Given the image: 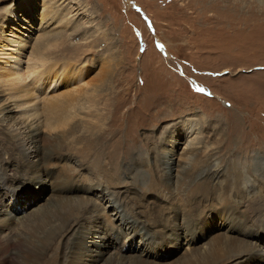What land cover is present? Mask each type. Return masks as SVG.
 Segmentation results:
<instances>
[{
	"label": "rangeland",
	"instance_id": "rangeland-1",
	"mask_svg": "<svg viewBox=\"0 0 264 264\" xmlns=\"http://www.w3.org/2000/svg\"><path fill=\"white\" fill-rule=\"evenodd\" d=\"M22 1L0 0V23L5 8L18 7ZM25 1H31V6H19L17 16L0 30V93L11 97V103L34 107L32 112L37 111L42 121L38 125L41 134L51 137L57 132L45 125L47 107L60 100L62 108L64 98L80 92L87 91L84 95L91 97L99 94L100 88L92 84L103 77L105 66V73H112V91L103 90L100 98L106 102L116 94L121 102L113 105L111 100V111L106 113L96 97L97 103L86 102L68 119L69 123L73 119L86 121L92 135L77 143L69 138L58 158H51L50 164L42 167L40 178L50 189L46 184L37 191V180L21 182L12 190L0 188V228L7 227L0 236L14 232L23 242L39 244L35 263L30 259L26 264H70L77 257L78 264H222L224 257H233L234 250L245 244L252 245L244 253L246 258L242 262L233 259L229 264H264V256L260 259L252 253L264 250V0ZM44 35L58 37L44 49L46 67L33 50ZM16 43L25 45L20 50ZM52 60L56 66L48 67ZM76 64L82 69H74ZM34 65L36 69L29 72ZM78 73L80 78H76ZM37 76L41 78L38 89L34 83ZM4 86L8 88L4 90ZM53 117L60 118L56 112ZM109 119L110 123L116 120L123 130L133 124L136 127L135 142L129 147L121 145L111 166L112 158L99 153L103 144L95 140ZM4 122L0 121V166H5L2 176L16 172L15 167L30 168L18 159L13 139L7 136L10 123ZM188 126L192 129L186 130ZM67 127L58 125L56 130ZM104 135H109L107 127ZM120 135L116 133L113 141L120 143ZM57 136L62 138L63 134L58 132ZM189 143L203 150L202 156L190 164L182 179L164 183L159 159L168 154L174 166L188 163L185 151ZM206 165L220 171L216 173L218 183L205 185L196 175ZM110 193L118 199L116 205L104 199ZM14 195L19 209L9 206ZM67 201L75 207L74 220L59 238L53 227ZM6 212L26 220L17 225ZM112 213L116 214L114 223L121 224V232L108 229ZM128 215L136 221L133 227L126 223ZM179 223L185 228H179ZM44 230L50 236L46 245L36 238ZM73 234L86 236L83 252L72 243ZM98 234L103 235L105 251L119 247L110 260L94 262L88 255L95 251ZM1 241L0 264H12L9 257H1L5 252ZM218 251L223 256L216 260Z\"/></svg>",
	"mask_w": 264,
	"mask_h": 264
},
{
	"label": "bare ground",
	"instance_id": "bare-ground-1",
	"mask_svg": "<svg viewBox=\"0 0 264 264\" xmlns=\"http://www.w3.org/2000/svg\"><path fill=\"white\" fill-rule=\"evenodd\" d=\"M51 1V0H50ZM19 2V1H18ZM31 2V1H30ZM28 3L26 2L25 0H23L21 2V4L19 3L18 7L19 6H22L23 4L25 5H30L32 3ZM50 3V2H49ZM15 5V4H14ZM12 6L10 8H5L4 10V14H3V17H2V20H1V23H0V30H4L6 28V24L7 22H10L15 16H17V6ZM44 5V4H43ZM4 7V6H3ZM3 9V8H2ZM52 9V8H51ZM56 10V9H55ZM57 11V10H56ZM50 12V11H49ZM50 14V13H49ZM46 15V14H44ZM53 15V13H52ZM51 16V15H50ZM45 18V17H44ZM48 18V17H47ZM51 18V17H50ZM53 18V17H52ZM26 19V18H25ZM69 20V19H68ZM45 21V20H44ZM50 21V20H49ZM62 21V20H61ZM52 22V21H51ZM52 23H55V22H52ZM65 23V22H64ZM66 24H68L66 22ZM61 25V24H60ZM63 25V24H62ZM54 26V25H53ZM47 27V25L45 26ZM64 27V26H63ZM50 28V27H49ZM41 29V28H40ZM51 29V28H50ZM38 30V28H37ZM40 31V30H39ZM45 31V30H44ZM3 32V31H1ZM50 32V31H48ZM55 33V32H54ZM60 33V31H59ZM53 34V33H52ZM2 35V34H1ZM59 35V34H58ZM40 36V34H39ZM53 36V35H52ZM58 37L54 36V37H50V36H45L42 38L43 40H40V43L39 45H35L36 47L33 49L35 53H37L36 56L39 55V59H41V62L42 63H46L48 62V59L45 57V56H42V54H44V49L46 48L47 44H49L48 42L51 40V39H57ZM9 40V39H8ZM17 40V39H16ZM22 40V39H21ZM24 40V39H23ZM12 41V40H11ZM25 41V40H24ZM19 42V41H18ZM21 42V41H20ZM28 42V41H27ZM25 43V42H24ZM24 43L22 44H17L19 45V49L21 50L23 47H24ZM22 45V46H21ZM49 46V45H48ZM15 50V49H14ZM32 51V50H31ZM2 52V51H1ZM33 54V53H32ZM2 55V54H1ZM0 55V56H1ZM17 56V55H16ZM34 56V54H33ZM15 59V58H13ZM12 59V60H13ZM32 59V58H30ZM2 60V59H1ZM54 60H52V62L49 63L48 67H55L56 66V63L53 62ZM4 62V61H3ZM15 62V61H14ZM13 63V62H12ZM41 63V64H42ZM9 65V64H8ZM11 65V63H10ZM9 65V66H10ZM7 66V65H6ZM20 67V66H18ZM28 67V66H27ZM45 67H46V64H45ZM9 68V67H8ZM15 68V67H13ZM31 68V67H30ZM29 68V69H30ZM66 68V67H65ZM64 68V69H65ZM69 68V67H68ZM73 68L78 70V69H82V66H79L76 64L75 66L73 65ZM27 69V70H29ZM33 70L29 71V72H33L34 69H36V66L34 65V68H31ZM70 69V68H69ZM108 69V66H105L104 69H103V77L101 79L98 80V83L97 84H92L94 85L95 87H99L100 90H99V94L97 95H94V96H89V95H84V94H87L86 92L84 93H79L77 95H74V96H71L67 99L64 98V100L62 101V108H60V100H58L56 102L55 100V103L52 102L53 104H51L50 106L47 107L46 109V112H47V119H46V122H45V125L48 126L51 130H54L55 132H59L61 134H63L62 138L58 137L57 136V133H54V135H52L51 137V134L49 135H45V134H41V131L39 129V124H41L42 121H40L39 117L38 116V113L37 111L35 112H32V110L34 109V107H30L28 108V105H17L15 103H11L9 98L11 97H8L7 95H4V94H1L0 93V121H5L4 123H6V121H8L10 123V131L7 133V136L11 139H13V146L16 147V153H17V157L18 159L25 163V165H29L30 168L26 169V167H15V171L18 173L20 170H22V172L17 175L16 172H14L13 174H7V175H4L2 176V173L1 171L4 170L5 166H3L4 164H2V166H0V188H4L6 190H12L14 188V186L20 184L21 182H27V180H29V184L31 182H34L35 180H37V184L35 186V189L37 191H41L43 186H45L46 184L48 185V188L50 189V186L48 184V182L45 180V179H42L40 178L41 176V172H42V167H46L50 164V161L53 159V158H58V156L60 155V152L61 149H62V144L67 141L69 138H71L72 142L74 143H77L79 140H84V139H88L89 136L92 135V133L90 132V126H88V124L86 123V121H82V120H77V119H73L70 123L68 122V119L69 118H72V115L74 113H77V108L79 106H82V107H85V103L86 102H90L92 101V103H97L96 101V97L97 99L99 100V102L102 104V110L106 111V113H110L111 109H108L109 106L111 105V100H114V103L113 105L117 102V103H120V98L117 99V95L114 94L113 98L112 99H107L108 101L106 102H103L102 99L100 98V96H102L101 92H103V90H107V92L109 91H112V89H109V84H110V80H109V77L110 75L112 74L111 72H108V73H105V70ZM5 71H7V68L4 69ZM9 70V69H8ZM11 70V69H10ZM20 71V70H19ZM71 71V70H70ZM10 73V71H8ZM18 72V71H17ZM73 72V71H72ZM8 73V74H9ZM15 73V72H14ZM3 74V73H2ZM12 74V73H11ZM17 74V73H15ZM23 74V73H22ZM21 74V75H22ZM26 74V73H25ZM3 76V75H2ZM16 76V75H15ZM20 76V75H19ZM81 74H77L76 75V78H80ZM4 77V76H3ZM21 77V76H20ZM26 76H22V80L25 79ZM15 79V78H14ZM40 76H37L35 77L34 79V83H35V88L38 89L39 88V83H40ZM54 79V78H52ZM3 80V79H2ZM7 80V79H6ZM11 80V78H10ZM9 80V82H10ZM20 80V79H19ZM1 81V80H0ZM4 81V80H3ZM18 81V80H17ZM53 81V80H52ZM6 84V83H5ZM16 85V83H14ZM21 84V83H20ZM88 84V83H87ZM28 84H26L27 86ZM9 86V85H7ZM14 86V85H13ZM18 86V85H17ZM4 90H6L8 87H5L4 86ZM17 89V88H16ZM1 90V89H0ZM23 90V89H22ZM82 90V89H81ZM8 91V90H7ZM4 92V91H3ZM26 92V91H25ZM9 93V92H8ZM12 93V92H11ZM22 93V91H21ZM27 94V93H26ZM29 94V93H28ZM24 95V94H23ZM69 95V94H68ZM81 95V96H79ZM107 95V94H106ZM105 95V96H106ZM112 95V94H111ZM55 96V95H54ZM16 97V96H15ZM31 97V96H30ZM68 97V96H67ZM108 97V96H107ZM121 97V96H120ZM124 98V97H123ZM127 98V97H126ZM125 98V99H126ZM25 99V98H24ZM22 99V100H24ZM27 100V99H26ZM50 100V99H49ZM53 100V99H52ZM130 100V99H129ZM128 101V100H127ZM26 102V101H25ZM48 102V101H47ZM133 102V101H132ZM18 103V102H17ZM29 104V103H28ZM33 104V103H32ZM131 104V103H130ZM137 105V103H136ZM19 107V108H18ZM44 107V106H43ZM113 107V106H112ZM132 107V106H131ZM126 108V106H125ZM127 109V108H126ZM116 110V109H115ZM113 110V111H115ZM117 111V110H116ZM54 112L58 113L59 117L57 120L54 119L53 117V114ZM112 113V112H111ZM45 114V113H44ZM117 114V113H116ZM66 116H68V118H66ZM63 117V118H61ZM75 117V115L73 116ZM121 120V119H120ZM112 121V119H109V121L101 126L98 130V136H95V140L97 141H101L102 142V146H99V149H100V152L101 154L103 155H107V159H111L109 164L110 166L112 165V162L113 160H116V157L118 155V150H120V147L121 145H123L124 143V146L125 147H129L130 145H132L135 140L133 138V134H135V125L133 124V127L132 128H125L124 130L122 129V126H120L119 124L116 123V120L114 123H110ZM194 121V120H193ZM110 123V124H109ZM59 125V128H61V126L64 125H68L67 129L66 130H56L57 126ZM8 126V125H7ZM107 127V133L109 134L108 136H105L104 135V131L106 130V127ZM5 128V127H4ZM191 127L188 126L186 128L187 129H190ZM222 128V127H221ZM192 129V128H191ZM194 129V127H193ZM6 130V129H5ZM53 133V132H51ZM116 133H120V143H117L113 141V138L115 136ZM151 138V137H150ZM6 139V138H5ZM8 141V140H7ZM73 143V144H74ZM10 144V143H9ZM89 144V143H88ZM147 144V143H146ZM191 145V143H189ZM1 145V144H0ZM194 145V143H193ZM3 146V145H2ZM86 147V146H85ZM83 147V148H85ZM87 148V147H86ZM85 148V149H86ZM138 148V147H137ZM81 149V148H80ZM12 150V149H11ZM75 150V149H74ZM79 150V149H78ZM82 150V149H81ZM139 150V149H138ZM5 151V150H4ZM14 151V149H13ZM72 151V150H71ZM87 151V150H86ZM134 151V150H133ZM142 151V150H141ZM168 151V150H167ZM202 151L203 150H198V147H194V146H189V148L185 151L186 153V158L189 159V162L188 163H175V166H174V162L173 160L168 156L163 154V157L160 160V169L162 170V181L164 183H168V182H172L174 181L175 179H179L184 173L186 174L189 170H190V164H192L193 161H198L200 157L198 156H202ZM74 152V151H72ZM68 153V152H67ZM86 153V152H85ZM167 153V152H166ZM169 153V152H168ZM8 154V153H7ZM72 154V153H71ZM79 155V154H78ZM83 156L84 153L82 154ZM161 157V156H160ZM52 158V159H51ZM61 158V157H60ZM69 158V157H68ZM72 158V157H71ZM81 158H84V157H81ZM96 158V157H95ZM11 159V158H10ZM66 159V158H65ZM87 159V158H86ZM58 160V159H57ZM56 160V161H57ZM61 160V159H60ZM78 160V159H77ZM95 160V159H93ZM64 161V160H63ZM96 161V160H95ZM155 161V160H154ZM201 162V160H200ZM204 162V161H203ZM30 163V164H29ZM80 163V162H79ZM84 163V162H83ZM22 164V163H21ZM20 164V165H21ZM70 164V163H69ZM72 164V163H71ZM98 164V163H97ZM157 164V163H156ZM158 164H159V161H158ZM68 165V164H67ZM87 165V164H86ZM155 165V164H154ZM212 165V164H211ZM61 166V165H60ZM77 166V165H76ZM101 166V165H100ZM115 166V165H114ZM113 166V167H114ZM207 167H205V169L203 171H201L200 173L196 174L202 183H204L205 185H212V184H215V183H218L219 182V178L218 176H216V173H219L220 171H217L216 170V166H209V165H206ZM65 167V165H64ZM80 167V166H79ZM84 167V166H82ZM150 167V166H149ZM156 167V166H155ZM158 167V166H157ZM8 168V167H7ZM153 168V167H152ZM197 168V167H196ZM30 169V170H29ZM156 169V168H155ZM82 170V169H81ZM87 170V169H86ZM85 170V171H86ZM107 170V169H106ZM198 170V169H197ZM54 171V170H53ZM95 171V170H94ZM112 171V169L110 170ZM116 171V170H115ZM193 171V170H191ZM77 172H79V169H77ZM92 172V171H91ZM104 172V171H103ZM74 173V172H73ZM71 173V174H73ZM31 174V176L29 175ZM66 174V173H65ZM68 174V172H67ZM101 174V173H100ZM105 174V173H104ZM154 174V173H153ZM69 175V174H68ZM81 174L79 173V176ZM91 175V174H90ZM102 175V174H101ZM54 176V175H53ZM70 176V175H69ZM56 177V176H55ZM94 177V176H93ZM154 177V176H153ZM44 178V177H43ZM80 178V177H78ZM86 178V177H85ZM90 178V177H89ZM112 178V177H111ZM61 179V178H60ZM182 179V178H180ZM67 180V179H66ZM79 181V179H77ZM100 180V179H98ZM154 180V179H153ZM160 180V179H159ZM194 180V179H193ZM65 181V180H64ZM115 181V180H114ZM89 182V181H88ZM196 182V180H195ZM194 182V183H195ZM80 183V182H79ZM97 183V182H96ZM154 183V182H153ZM58 184V183H57ZM64 184V183H63ZM66 184V183H65ZM74 184V183H73ZM72 184V185H73ZM77 184V182H76ZM90 184V183H89ZM92 184V183H91ZM187 184V181L186 183ZM197 184V183H196ZM21 185V184H20ZM23 185V184H22ZM71 185V183H70ZM160 185V184H159ZM67 186V185H66ZM82 186V185H81ZM195 186V185H194ZM200 186V185H199ZM25 187V186H24ZM100 187V186H99ZM61 188H63L61 186ZM92 188V186H91ZM170 188V187H169ZM17 189V188H16ZM26 190V188H25ZM58 190V189H57ZM170 191V190H168ZM55 194H56V191H54ZM53 192V193H54ZM174 192V191H173ZM54 194V195H55ZM61 194V193H60ZM169 194V193H167ZM171 194V193H170ZM176 194V193H175ZM4 195V193H3ZM54 195H52L54 197ZM58 195V194H57ZM110 196L107 198H104L106 199L108 202H111L113 203V205H116L117 203V200L112 197L111 193L109 194ZM173 195V194H172ZM51 196V195H50ZM59 196V195H58ZM57 196V197H58ZM64 197V195H62ZM257 196V195H256ZM69 197V196H68ZM71 197V196H70ZM76 197V196H75ZM89 197V196H88ZM192 197V196H191ZM256 198V197H255ZM66 199V198H65ZM76 199V198H74ZM84 199V198H83ZM89 199V198H88ZM78 200V199H77ZM227 200V199H226ZM230 200V199H229ZM79 201V200H78ZM261 202V200H259ZM4 202V201H3ZM69 204H67V207L64 208V211L62 212V214L57 218V220H55V225H54V229H55V235L57 237H63L66 233V231L68 230L67 227L70 225V222L73 217H74V208L73 206L70 204L69 201H67ZM121 202V200H120ZM159 202V201H158ZM224 202V201H223ZM243 202V201H242ZM247 202V201H246ZM254 202H255V199H254ZM258 202V200H257ZM57 203V202H56ZM80 204L83 203V201H80L79 202ZM126 203V202H125ZM128 203V202H127ZM138 203V202H137ZM175 203V202H174ZM225 203V202H224ZM240 203V202H239ZM262 203V202H261ZM59 204V203H58ZM122 204V203H121ZM158 204V203H157ZM161 204V203H160ZM226 204V203H225ZM229 204V203H228ZM231 204V203H230ZM245 204V203H244ZM61 205V204H60ZM125 205V204H124ZM168 205V204H167ZM239 205V204H238ZM9 206L12 207V208H15V209H19L20 208V205H18V203H16V200H15V195L12 196L9 200ZM65 206V205H64ZM84 206V205H83ZM119 206V205H118ZM117 206V207H118ZM217 206V205H216ZM215 206V207H216ZM257 206V205H256ZM261 206V205H260ZM19 207V208H18ZM40 207V206H39ZM52 207V206H51ZM135 207V206H134ZM220 207V206H219ZM218 207V208H219ZM253 207V206H252ZM3 208V207H2ZM95 208V207H94ZM103 208V207H102ZM143 208V207H142ZM174 208V207H173ZM233 208V207H232ZM254 208V207H253ZM259 208V207H258ZM6 209V208H5ZM44 209V207H43ZM138 209H140L138 207ZM137 209V210H138ZM152 209V208H151ZM167 209V208H166ZM231 209V208H230ZM238 209V207H237ZM236 209V210H237ZM241 208H239L238 210H240ZM7 210V209H6ZM34 210V209H33ZM36 210V209H35ZM55 210V209H54ZM106 210V209H104ZM145 210V209H144ZM148 210V209H147ZM146 210V211H147ZM242 210V209H241ZM252 210V209H251ZM249 210V211H251ZM259 210V209H258ZM257 210V211H258ZM46 211V210H45ZM53 211V210H52ZM57 211V210H56ZM102 211V210H101ZM133 211V209H132ZM140 211V210H139ZM142 211V210H141ZM165 211V210H164ZM167 211V210H166ZM199 211V210H198ZM244 211V209H243ZM156 212V211H155ZM169 212V211H167ZM0 213H3V212H0ZM122 213V211L120 210L119 211V214ZM132 213V212H131ZM142 213V212H141ZM145 213V212H144ZM152 213V212H151ZM209 213V212H208ZM229 213V212H228ZM248 213V212H247ZM5 216L7 218H12L13 221H17V225L21 224V221L24 220V217L21 215H18V216H13L11 215V213L9 212H6L4 213ZM135 214V213H134ZM150 214V213H149ZM193 214V213H192ZM249 214V213H248ZM27 215V214H26ZM116 214H111V218L112 220L110 221V223L108 221L109 224H110V228H108L109 230H114L113 232H121V228L118 226V224H120V222L117 223H114L117 221L116 219ZM123 215V214H122ZM201 215V213H197L196 216H199ZM233 215V214H232ZM252 215V213H251ZM254 215V214H253ZM260 216V214H258ZM264 215V214H263ZM4 216V215H3ZM25 216V215H24ZM107 216V215H105ZM103 216V218L105 217ZM126 216V215H125ZM130 215H128L127 219H126V223L130 226V227H133V223L135 224L136 221L131 217H129ZM235 216V215H234ZM237 216V215H236ZM2 217V216H1ZM40 217V216H39ZM44 217V216H43ZM48 217V216H47ZM99 217V216H98ZM177 217V216H176ZM175 217V218H176ZM255 217V216H254ZM53 218V217H52ZM102 218V219H103ZM125 218V217H124ZM150 218V216H149ZM172 218V217H171ZM174 218V217H173ZM257 218V217H255ZM259 218V217H258ZM2 219V222L4 220V218H1ZM6 219V218H5ZM44 219V218H43ZM156 219V218H155ZM237 219V218H236ZM253 219V218H252ZM251 219V220H252ZM262 219V217H261ZM11 220V219H10ZM26 220V219H25ZM24 220V221H25ZM36 220V219H35ZM49 220V219H48ZM51 220V219H50ZM54 220V219H53ZM74 220V219H73ZM106 220V219H105ZM109 220V219H107ZM139 220V219H138ZM142 220V219H140ZM154 220V219H153ZM181 220V219H180ZM183 220V218H182ZM199 220V219H198ZM239 220V219H238ZM254 220V219H253ZM258 220V219H257ZM1 221V220H0ZM5 221V220H4ZM7 221H9L7 219ZM12 221V220H11ZM29 221V220H28ZM102 221V220H100ZM259 221V220H258ZM257 221V222H258ZM30 222V221H29ZM37 222V221H36ZM42 222V221H41ZM197 222V221H196ZM240 222V221H239ZM32 223V221H31ZM46 223V222H43V224ZM50 223V222H49ZM107 223V224H108ZM144 223V222H143ZM26 224V223H25ZM29 224V223H28ZM149 224V223H148ZM154 224V223H153ZM192 224V223H190ZM34 225V224H32ZM37 225V224H36ZM85 225V224H84ZM91 225V224H90ZM121 225V224H120ZM151 225V224H150ZM157 225V223H156ZM159 225V224H158ZM197 225V224H196ZM71 226V225H70ZM87 226V225H86ZM108 226V225H107ZM154 226V225H153ZM179 228H185V227H182V225L179 223L177 225ZM176 226V227H177ZM245 226V225H244ZM11 227V225H10ZM24 227V226H23ZM76 226H73L72 228H74ZM85 227V226H84ZM124 227V226H122ZM196 227V226H195ZM201 227V226H200ZM7 227H1L0 228V231H3L5 230ZM39 228V227H38ZM47 228V227H46ZM69 228V227H68ZM86 228V227H85ZM104 228V227H103ZM159 228V227H158ZM198 228V227H197ZM12 229V227L10 228ZM14 229V228H13ZM12 229V230H13ZM87 229V228H86ZM85 229V230H86ZM90 229V228H89ZM191 229V228H190ZM11 230V231H12ZM34 230V229H33ZM76 230H78L76 228ZM83 230V228H82ZM125 230H127V228H125ZM9 232V230H7ZM75 231V230H74ZM155 231V230H154ZM162 231V230H161ZM241 231V230H240ZM6 232V231H5ZM7 232V233H8ZM38 232V231H37ZM86 232V231H85ZM126 232V231H125ZM147 232L149 234H151L153 232L150 231V230H147ZM185 232V231H184ZM227 232V231H226ZM28 233V232H27ZM32 233V232H31ZM83 233V232H82ZM91 233V232H90ZM105 233V232H104ZM132 233V232H131ZM167 233V232H166ZM4 234V233H3ZM51 234V233H50ZM71 234V233H70ZM169 234V233H168ZM171 234V233H170ZM188 234V232L186 233ZM184 234V235H186ZM217 234V233H216ZM232 234V233H231ZM1 235V234H0ZM25 235L27 236V234L25 233ZM52 235V234H51ZM85 235V234H84ZM87 235H90V234H87ZM99 235V234H98ZM126 233L123 232V236H125ZM195 235V234H194ZM29 236V235H28ZM31 236V235H30ZM105 236V235H104ZM191 236V234H190ZM49 231H47L46 233V230L42 231L40 233V236H37L36 235V238L38 240L41 241V243L44 245H46L47 243V240L49 239ZM71 237V236H70ZM90 237V236H89ZM95 237V236H94ZM103 237V235H99L97 236V240L95 241V251H89L90 254L88 253L89 256L93 257V261L95 262L96 259H105L106 260H110L112 258V254L113 252L114 253H118L119 252V247H115V249H118V250H115V251H110V252H107V250L105 251V249L103 247H105V244H103V242L101 243V238ZM160 237V236H159ZM186 237V236H185ZM188 237V236H187ZM253 237L257 238L256 240H262V237L261 236H255L253 235ZM31 238V237H30ZM86 238V236H85ZM85 238L83 237V235H78V234H73L72 235V243L75 244V247H78L81 248V250L86 246V244L88 243L87 240H85ZM127 238V237H126ZM126 238L124 239V241L122 242V244L120 245L121 248L124 247L125 245V242H126ZM134 238V236H133ZM165 238V237H163ZM174 238V237H173ZM189 238V237H188ZM194 238V237H193ZM24 239V238H23ZM36 239V240H37ZM68 239V238H67ZM106 239V238H105ZM116 239H120V237H116ZM0 240H2L1 242L3 244H5V252L4 253H1V257L2 258H7L9 257L10 261L12 264H26V261L30 260V259H34L35 257H37V254H38V247H39V244H32L30 243L29 241L27 242H23L25 240H22V237L20 236H17L16 233L14 232H11L10 234H6L3 235V236H0ZM132 240V238H131ZM91 241V240H90ZM248 242H256L254 240H246ZM34 242V241H33ZM71 242V241H70ZM69 242V243H70ZM38 243V242H37ZM174 243V242H172ZM190 243V242H189ZM171 244V243H170ZM81 245V247H80ZM107 245H110V244H107ZM187 245V244H186ZM73 246V245H72ZM249 246V248H248ZM250 244H245L244 246H241L239 247L238 249L234 250L236 251L234 256L232 257H224L222 259L223 263L222 264H229V262L231 263V261L233 259H236L237 261L239 262H242L246 257L244 255V253L246 251L249 252L250 250ZM43 247V246H41ZM245 248V249H242V248ZM2 248V247H1ZM0 248V249H1ZM110 248V247H109ZM4 249V248H3ZM44 249V248H43ZM74 249V248H73ZM76 249V248H75ZM178 249V248H177ZM40 250H42L40 248ZM80 250V249H79ZM184 250V249H183ZM181 250V251H183ZM1 251V250H0ZM233 251V250H232ZM83 252V250H82ZM81 253V252H80ZM130 253V252H129ZM253 254H255L257 257H259L261 259V257H263L264 255V250L263 252H256L254 253V251L252 252ZM106 254V255H104ZM251 254V253H250ZM48 255V254H47ZM223 256V252L222 251H218L216 252V260H218L219 258H221ZM41 257V256H40ZM73 257V256H72ZM187 257V256H186ZM78 260L79 257H77ZM90 258V257H89ZM16 259V261H15ZM75 259V258H74ZM72 260L70 262V264H78L77 261L75 260ZM88 259V258H87ZM187 259V258H186ZM8 260V259H7ZM91 260V259H90ZM1 261V260H0ZM36 260H33V262L35 263ZM92 261V262H93ZM187 261V260H186ZM6 262V261H5ZM159 262V261H158ZM161 262V261H160ZM188 262V261H187ZM1 263V262H0ZM38 263V262H37ZM82 263H84L82 261ZM81 263V264H82ZM97 263V262H96ZM185 263V261H184ZM194 263V262H193ZM233 263V262H232ZM8 264V263H7ZM91 264V263H90ZM220 264V263H219Z\"/></svg>",
	"mask_w": 264,
	"mask_h": 264
}]
</instances>
